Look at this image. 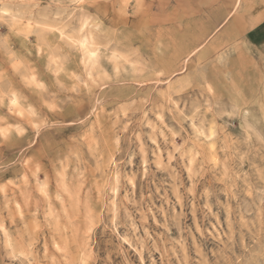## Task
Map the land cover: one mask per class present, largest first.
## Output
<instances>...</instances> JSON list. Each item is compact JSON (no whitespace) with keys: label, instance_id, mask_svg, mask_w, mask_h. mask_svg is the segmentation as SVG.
I'll use <instances>...</instances> for the list:
<instances>
[{"label":"rangeland","instance_id":"1","mask_svg":"<svg viewBox=\"0 0 264 264\" xmlns=\"http://www.w3.org/2000/svg\"><path fill=\"white\" fill-rule=\"evenodd\" d=\"M263 1L0 0V264H264Z\"/></svg>","mask_w":264,"mask_h":264},{"label":"snow or ice","instance_id":"2","mask_svg":"<svg viewBox=\"0 0 264 264\" xmlns=\"http://www.w3.org/2000/svg\"><path fill=\"white\" fill-rule=\"evenodd\" d=\"M84 4H85V0H72V7H81V6H84ZM53 31H55V29ZM70 31L74 35L77 32H79L80 35L78 36L77 43H79L80 41H83L84 46H87V40L85 39L87 33L84 32V28L79 27V26H76V25H73V27L70 29ZM60 35H61V39H64L65 38L63 32H61ZM93 55H95L94 50H93ZM83 87L87 88L88 87V84L85 83L83 85ZM73 90L75 91V89H73ZM12 104L13 105H17V100L15 98L12 99ZM52 107H53V110H54V106H52ZM9 111H11V109H9ZM16 114L23 116V112H18ZM0 135H6V133L4 132L3 129H0Z\"/></svg>","mask_w":264,"mask_h":264},{"label":"crops","instance_id":"3","mask_svg":"<svg viewBox=\"0 0 264 264\" xmlns=\"http://www.w3.org/2000/svg\"><path fill=\"white\" fill-rule=\"evenodd\" d=\"M263 1V0H262ZM264 3V1L262 2V4ZM260 8L264 9V5L260 6ZM263 11V10H260Z\"/></svg>","mask_w":264,"mask_h":264}]
</instances>
